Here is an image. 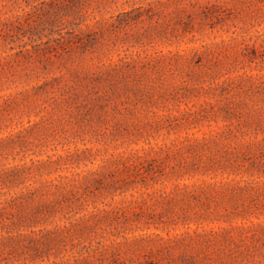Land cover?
<instances>
[{"label":"rangeland","instance_id":"rangeland-1","mask_svg":"<svg viewBox=\"0 0 264 264\" xmlns=\"http://www.w3.org/2000/svg\"><path fill=\"white\" fill-rule=\"evenodd\" d=\"M0 264H264V0H0Z\"/></svg>","mask_w":264,"mask_h":264}]
</instances>
